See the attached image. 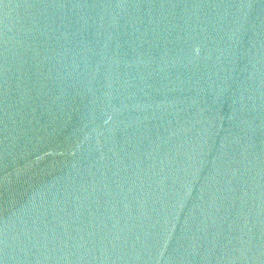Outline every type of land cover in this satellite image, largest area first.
<instances>
[{
    "label": "water",
    "instance_id": "water-1",
    "mask_svg": "<svg viewBox=\"0 0 264 264\" xmlns=\"http://www.w3.org/2000/svg\"><path fill=\"white\" fill-rule=\"evenodd\" d=\"M0 264H264V0H0Z\"/></svg>",
    "mask_w": 264,
    "mask_h": 264
}]
</instances>
